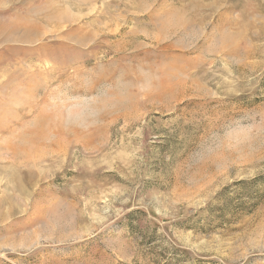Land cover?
<instances>
[{
	"label": "rangeland",
	"instance_id": "1",
	"mask_svg": "<svg viewBox=\"0 0 264 264\" xmlns=\"http://www.w3.org/2000/svg\"><path fill=\"white\" fill-rule=\"evenodd\" d=\"M0 264H264V0H0Z\"/></svg>",
	"mask_w": 264,
	"mask_h": 264
}]
</instances>
